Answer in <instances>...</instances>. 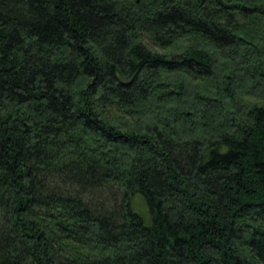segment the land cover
I'll use <instances>...</instances> for the list:
<instances>
[{
  "label": "trees",
  "instance_id": "16d2710c",
  "mask_svg": "<svg viewBox=\"0 0 264 264\" xmlns=\"http://www.w3.org/2000/svg\"><path fill=\"white\" fill-rule=\"evenodd\" d=\"M0 264H264V0H0Z\"/></svg>",
  "mask_w": 264,
  "mask_h": 264
},
{
  "label": "rangeland",
  "instance_id": "374dc122",
  "mask_svg": "<svg viewBox=\"0 0 264 264\" xmlns=\"http://www.w3.org/2000/svg\"><path fill=\"white\" fill-rule=\"evenodd\" d=\"M148 46H149V48H151L155 51H158V50H156L157 48L155 46H152L149 44H148ZM133 203H134V208H135L136 212L141 214V215H144V217L146 218L148 216V213H147V209H146L145 201H144L143 197L140 195H137L134 198Z\"/></svg>",
  "mask_w": 264,
  "mask_h": 264
}]
</instances>
